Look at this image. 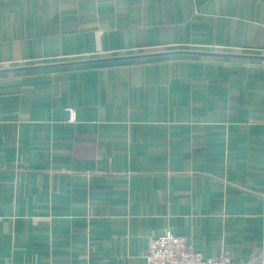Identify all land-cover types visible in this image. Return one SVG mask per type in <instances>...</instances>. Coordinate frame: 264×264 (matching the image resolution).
Here are the masks:
<instances>
[{
  "label": "crops",
  "instance_id": "crops-1",
  "mask_svg": "<svg viewBox=\"0 0 264 264\" xmlns=\"http://www.w3.org/2000/svg\"><path fill=\"white\" fill-rule=\"evenodd\" d=\"M164 230L264 261V0H0V264H146Z\"/></svg>",
  "mask_w": 264,
  "mask_h": 264
},
{
  "label": "built area",
  "instance_id": "built-area-1",
  "mask_svg": "<svg viewBox=\"0 0 264 264\" xmlns=\"http://www.w3.org/2000/svg\"><path fill=\"white\" fill-rule=\"evenodd\" d=\"M75 118V107L68 108L67 119L73 122ZM145 257L146 264H240L226 254L206 257L201 252H195L188 247L185 236L174 235L168 230L149 239ZM248 264H264V261L256 259Z\"/></svg>",
  "mask_w": 264,
  "mask_h": 264
},
{
  "label": "trees",
  "instance_id": "trees-1",
  "mask_svg": "<svg viewBox=\"0 0 264 264\" xmlns=\"http://www.w3.org/2000/svg\"><path fill=\"white\" fill-rule=\"evenodd\" d=\"M132 55H136V57H131ZM160 55H167V53H156V55L153 54V53H151V54L150 53H147V54H145V53H139V54H135L134 53L133 54L132 53V54H126L125 57H124V55H123V57L120 56L122 58L108 59L107 57H105V58H100V59H94L93 61H89V62L105 63L106 61H108V62H111V61H122V60L134 59V58H139V57L154 58V57L160 56ZM102 59H105V60H102Z\"/></svg>",
  "mask_w": 264,
  "mask_h": 264
},
{
  "label": "water",
  "instance_id": "water-1",
  "mask_svg": "<svg viewBox=\"0 0 264 264\" xmlns=\"http://www.w3.org/2000/svg\"><path fill=\"white\" fill-rule=\"evenodd\" d=\"M185 52H188V51H185ZM156 53H167V54H170V53H172V52H156ZM156 53H153V54H155L156 55ZM151 54V53H150ZM122 57H123V55H122ZM122 57H120V56H115V57H107L108 59H115V58H122ZM124 57H125V55H124ZM131 57H136V55H132ZM106 58V59H107ZM94 60V59H93ZM93 60H90V61H93ZM102 60H105V59H102ZM76 62V61H75ZM79 62V61H78ZM80 62H86V61H80Z\"/></svg>",
  "mask_w": 264,
  "mask_h": 264
}]
</instances>
